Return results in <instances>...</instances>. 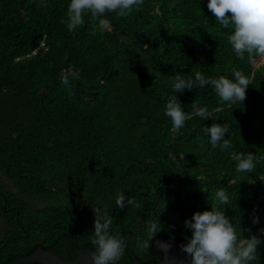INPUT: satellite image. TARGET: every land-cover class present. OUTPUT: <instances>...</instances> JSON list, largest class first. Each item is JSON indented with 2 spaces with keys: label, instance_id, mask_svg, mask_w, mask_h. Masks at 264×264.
Masks as SVG:
<instances>
[{
  "label": "trees",
  "instance_id": "trees-1",
  "mask_svg": "<svg viewBox=\"0 0 264 264\" xmlns=\"http://www.w3.org/2000/svg\"><path fill=\"white\" fill-rule=\"evenodd\" d=\"M70 2L0 0V264L39 248L73 261L94 250V207L126 239L118 264H134L131 254L159 264L155 241L188 242L184 222L221 189L238 236L260 235L264 160L238 173L232 155L264 156V62L236 56L208 0H144L125 17L107 14L105 29L85 13L74 31L61 22ZM234 69L250 81L243 103L220 104L211 86L173 92L175 74L234 79ZM172 95L185 112L206 107L209 119L173 131ZM213 122L229 125L231 148L211 146L203 130ZM118 193L139 206L120 210ZM157 219L162 231L142 252L136 241ZM257 255L264 264V244Z\"/></svg>",
  "mask_w": 264,
  "mask_h": 264
},
{
  "label": "clouds",
  "instance_id": "clouds-1",
  "mask_svg": "<svg viewBox=\"0 0 264 264\" xmlns=\"http://www.w3.org/2000/svg\"><path fill=\"white\" fill-rule=\"evenodd\" d=\"M143 3L144 0H71L67 11L68 19L61 22L67 23L68 29L74 31L84 23L85 13H90L91 19L98 21V26L105 29L109 26V21L105 18L107 14L116 13L119 17H125ZM207 9L224 29L231 28L227 41L239 59H245L247 54L249 61L259 58L264 62V0H208ZM233 77L234 79L225 76L206 78L201 72H196L194 79L191 76L185 79L180 74H175L172 77V89L174 93H178L184 89L191 91L194 87L211 86L220 104L243 103L250 81L242 71L235 69ZM66 80L67 77H64L65 82ZM191 107L190 113L185 112L177 95L168 98L165 115L171 119L173 131L179 132L185 122L193 116L209 119L206 107H200L195 102ZM228 128L229 125L225 123L213 122L203 131L209 137L211 146L213 148L219 146L223 151L232 147L230 140L224 138ZM232 159L237 162L238 173H252L256 168L254 161L264 160V156L241 152L233 153ZM125 203L128 206H139L134 198L128 197L126 200L123 193H118L116 206L124 210ZM229 204L230 199L225 190H218L210 210L197 211L184 222L185 229L191 231V237L187 238L186 245H181V251L187 254L189 264H261L257 249L264 244V239L261 238L264 236V228L259 229L260 235L239 237L232 220L221 211L223 205ZM92 211L95 213V219L91 264H118L127 247L126 239L111 234L112 218L106 211L102 216L100 207H94ZM258 223L259 217L253 215V224ZM161 231L159 219L149 222L145 238L136 241L137 248L142 252L150 249ZM246 231L251 233L250 228ZM160 243L164 252L171 248V244Z\"/></svg>",
  "mask_w": 264,
  "mask_h": 264
},
{
  "label": "water",
  "instance_id": "water-1",
  "mask_svg": "<svg viewBox=\"0 0 264 264\" xmlns=\"http://www.w3.org/2000/svg\"><path fill=\"white\" fill-rule=\"evenodd\" d=\"M123 238V237H122ZM171 244V248L164 252L161 243ZM186 241H175L169 238L160 237L155 241V248L164 253V259L159 264H189L187 259V254L181 251V245L187 244ZM93 249H85L77 252V258L75 261L71 259L69 254L64 260L58 256L54 251L37 249L33 254L18 258L8 264H91V252ZM134 259V264L136 259L131 254Z\"/></svg>",
  "mask_w": 264,
  "mask_h": 264
}]
</instances>
